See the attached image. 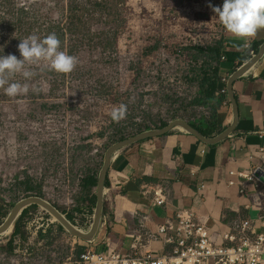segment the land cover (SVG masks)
<instances>
[{
    "label": "rangeland",
    "instance_id": "374dc122",
    "mask_svg": "<svg viewBox=\"0 0 264 264\" xmlns=\"http://www.w3.org/2000/svg\"><path fill=\"white\" fill-rule=\"evenodd\" d=\"M223 2L0 0V55L22 58L20 39L33 33L43 38L46 26L58 24L65 34L61 50L78 58L69 74L50 71L43 62L26 65L32 79L17 74L14 80L29 83L27 94L8 97L0 89V196L26 200L32 194L21 182L29 178L43 185L50 204L74 216L78 230L89 231L96 212L75 211L84 206L80 179L100 171L121 137L209 112L195 102L209 66L194 61L192 48L221 38L223 25L212 9ZM226 82L222 77L220 93ZM121 104L126 115L115 122L111 112ZM127 145L111 153L110 163ZM58 222L39 205L24 218L14 254L0 251V264H78L77 251L87 241L59 232ZM13 231L14 224L0 245Z\"/></svg>",
    "mask_w": 264,
    "mask_h": 264
},
{
    "label": "crops",
    "instance_id": "0c3cea01",
    "mask_svg": "<svg viewBox=\"0 0 264 264\" xmlns=\"http://www.w3.org/2000/svg\"><path fill=\"white\" fill-rule=\"evenodd\" d=\"M221 38L225 46L222 77L227 82L215 129L204 136L193 126L196 134L171 128L118 151L107 173L102 225L86 242L87 249L103 254L162 256L170 244L164 234H158V228L183 210L192 211L220 243L237 220H250L257 231L263 229L264 185L254 190L231 172L264 171V30L251 38L248 49L243 48L244 40L224 26ZM255 57L229 90L230 78ZM224 132L222 139L209 141ZM241 182L246 193L240 192ZM156 195L166 202L155 205Z\"/></svg>",
    "mask_w": 264,
    "mask_h": 264
},
{
    "label": "built area",
    "instance_id": "2783aa9c",
    "mask_svg": "<svg viewBox=\"0 0 264 264\" xmlns=\"http://www.w3.org/2000/svg\"><path fill=\"white\" fill-rule=\"evenodd\" d=\"M231 175H238L257 191L264 185V171L261 169L251 173L232 171ZM239 184L242 185L240 192L246 193L244 182ZM165 202L164 197L156 195L155 205L161 206ZM260 219L263 228L260 231L250 220L233 222L220 243L192 211L183 210L176 214L173 221L158 228V234H164L166 242L170 244L166 254H103L87 249L81 254L78 264H264V214ZM173 222L175 227L172 226Z\"/></svg>",
    "mask_w": 264,
    "mask_h": 264
},
{
    "label": "clouds",
    "instance_id": "9594fccd",
    "mask_svg": "<svg viewBox=\"0 0 264 264\" xmlns=\"http://www.w3.org/2000/svg\"><path fill=\"white\" fill-rule=\"evenodd\" d=\"M224 28L234 37L244 40L243 48H250V40L258 31L264 30V0H224L223 6L214 7ZM18 51L22 58L13 54L0 55V89L8 97H17L29 92L27 82L15 81L20 74L25 81L35 75L30 70L31 65L43 62L50 71L61 74L71 73L78 64V58L61 50V40L55 32L43 38L33 33L20 39ZM126 105L113 108L111 117L119 122L126 115Z\"/></svg>",
    "mask_w": 264,
    "mask_h": 264
},
{
    "label": "trees",
    "instance_id": "16d2710c",
    "mask_svg": "<svg viewBox=\"0 0 264 264\" xmlns=\"http://www.w3.org/2000/svg\"><path fill=\"white\" fill-rule=\"evenodd\" d=\"M46 35L49 33L54 32V29H58L57 36L59 37V32H61V35L59 39H61L65 34L60 28V26L57 24L46 26L44 28ZM44 35V36H46ZM258 47H255L253 50L256 52ZM194 51L193 59L195 62L199 63L202 61V64H206L209 67L208 74H205V76H200V80L198 82V95L195 98V102L197 105L202 106L209 110V116L206 117L204 114H202L199 118H196L194 120H189L191 126H193L195 129H197L201 134L204 136H209L212 130L216 127V115L218 107L221 105L223 99L226 97L224 93L219 92V85L221 83V79L223 76V69L222 64L223 60L222 57L224 55L225 46L224 41L222 38L213 41L211 44L208 45H198L192 48ZM250 52L246 54L247 58H250ZM206 125V126H205ZM150 128L148 127L144 131H149ZM209 130V131H207ZM141 132V131H140ZM137 132V133H140ZM130 136H123L120 138L121 140H125L126 138H129ZM99 169L91 172L88 171L81 179H80V187L82 190V197L81 202L84 204L83 207L75 208V211L82 212L83 210L87 211L88 215H92L94 213V210L96 208V194H95V187L97 186V180H98V174ZM21 184L25 187L24 192L25 193H31L32 195H38L41 197H45L43 194V185L41 183L34 184L33 180L27 179ZM107 184V178L105 181V186ZM16 202L10 201L6 202L5 198L0 196V225L3 223L7 213L9 210L13 207V205ZM17 204V203H16ZM58 210L66 216V218L72 223L76 224V220L73 215H70V213H67L66 210L63 207L56 206ZM38 206L37 205H31L23 210V212L20 214V216L17 218V220L14 223V231L12 235L9 238V241L5 245H0V251L6 252L9 255H13L14 251L16 249V246L14 245L16 237L22 235V223L24 218L30 213L37 211ZM57 226V230L59 232H65V230L58 224H55ZM47 234H42V238H48ZM86 246H82L77 251V257L80 258L81 254L85 251Z\"/></svg>",
    "mask_w": 264,
    "mask_h": 264
},
{
    "label": "water",
    "instance_id": "95a60500",
    "mask_svg": "<svg viewBox=\"0 0 264 264\" xmlns=\"http://www.w3.org/2000/svg\"><path fill=\"white\" fill-rule=\"evenodd\" d=\"M262 50H263V48H261V50H260L259 53L257 54V57H260V55H261V53H262ZM257 57H255L253 60H251V61L249 62V64L246 66V68H243L242 70H240L239 72H237L236 74H234V75L230 78V80H229V85H228L229 90H231V85H232V82L234 81V79L237 78L242 72H244L249 66H251V65L255 62V60L257 59ZM231 96H232V95H231ZM232 101L235 102L233 97H232ZM177 120H178V119H177ZM180 121L183 122V123L186 125V126H185L186 128H184V129L189 130L190 132L196 134L194 128L190 125L189 122H184V121H182V120H180ZM174 125H177V124H173V123H171L169 126L163 128V129H161V130H156V131H152V132H145V133H142V134H140V135L134 136V137H132V138H129V139H126V140H122L121 142L117 143L116 145H114L112 148L109 149V151L107 152V154H106V156H105L104 164H103V166L101 167L100 172H99V174H98L97 186L95 187V194H96V208H95L94 212H96V210H97L98 208H100V226H99L97 232L99 231V229H100V227H101V225H102V218H103V194H104V192H103V194H99L98 187H99V185L101 184V186H103V188L105 189V181H106V178H107V173H108V168H109V164H110V155H111V153H112L114 150H116V149H118L119 147H121V146H124V145L130 144V143L136 142V141H138V140H140V139H144V138H147V137H150V136H155V135H157V134L164 133V132L170 130L171 128H173ZM225 135H226V132L220 134L217 138L211 139V140H209V141H210V142H215V141H217V140L222 139ZM107 157H108V159H109L108 161H106V158H107ZM102 171L104 172V180H103V179L100 180V176H101ZM28 198H37V199H39V200H43V201L47 202V203H48V204H49V205H50V206H51L56 212H58L59 214H61V216H64V214H62V213L58 210V208H57L56 206H53L52 204H50V203H49L44 197H41V196H38V195H31V196H26V197L23 198V199H28ZM21 200H22V199H21ZM17 202H18V201H17ZM17 202H16V203H17ZM16 203L13 205V207H12V208L10 209V211L7 213V215H6V217H5L4 221H3V223L1 224L2 227H3L4 225H6V224L10 221V215H11V213L13 212V210L16 208ZM30 205H38V204L35 203V202H32V203L28 204L25 208H27V207L30 206ZM38 206H39V205H38ZM25 208H24V209H25ZM24 209H23V210H24ZM23 210H22V211H23ZM21 213H22V212H21ZM21 213H20V214H21ZM17 218H18V217H16V219H17ZM64 218L66 219V221H68L70 224H72V223L66 218V216H64ZM16 219H14V222L16 221ZM14 222H13V224H14ZM58 224H59V225H60V226L66 231V232H68L69 234H71L72 236H74V234H73L70 230H68L63 224H61V223H59V222H58ZM72 225H73V224H72ZM73 226H74V225H73ZM97 232H96V234H97ZM5 234H6V229L0 231V237L3 236V235H5ZM96 234H95V235H96ZM75 237H76V236H75ZM77 238H80V237H77ZM80 239L85 240V241H88V240H86V239H84V238H80Z\"/></svg>",
    "mask_w": 264,
    "mask_h": 264
},
{
    "label": "bare ground",
    "instance_id": "6f19581e",
    "mask_svg": "<svg viewBox=\"0 0 264 264\" xmlns=\"http://www.w3.org/2000/svg\"><path fill=\"white\" fill-rule=\"evenodd\" d=\"M173 124H177L178 126H180L179 128H186L185 124L183 122H181L180 120H176L173 122ZM108 157L106 158V161H108ZM104 180V172L102 171L101 176H100V180ZM98 191L99 194H103L104 192V188L103 186H101V184L98 187ZM35 202L38 205H41L44 209H46L48 212H50L61 224H63L68 230H70L74 235L80 237V238H84L88 241L92 240L93 237L95 236L99 226H100V208H98L96 210V215H95V223L94 225L91 227V229L87 232H82L80 230H78L75 226H73L72 224H70L68 221H66V219L64 218V216H61V214H59L58 212H56L47 202L43 201V200H39L37 198H30V199H26L23 201H20L16 204V208L13 210V212L10 215V221L4 225L2 227V225H0V231L5 230L6 229V233H8L13 225L14 219H16V217L19 216V214L21 213V210L23 208H25L28 204Z\"/></svg>",
    "mask_w": 264,
    "mask_h": 264
}]
</instances>
